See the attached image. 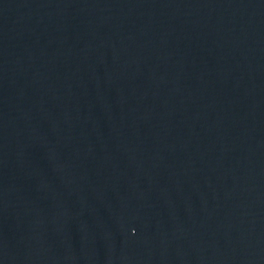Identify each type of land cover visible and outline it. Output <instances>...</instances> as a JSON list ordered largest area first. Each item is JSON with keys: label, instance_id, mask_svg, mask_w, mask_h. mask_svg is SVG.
<instances>
[{"label": "water", "instance_id": "95a60500", "mask_svg": "<svg viewBox=\"0 0 264 264\" xmlns=\"http://www.w3.org/2000/svg\"><path fill=\"white\" fill-rule=\"evenodd\" d=\"M0 264H264V0H0Z\"/></svg>", "mask_w": 264, "mask_h": 264}]
</instances>
